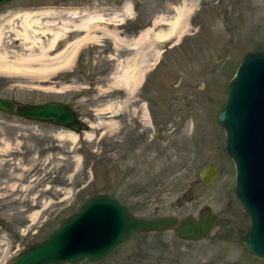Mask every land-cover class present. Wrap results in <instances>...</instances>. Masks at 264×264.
Wrapping results in <instances>:
<instances>
[{"label": "rangeland", "instance_id": "rangeland-1", "mask_svg": "<svg viewBox=\"0 0 264 264\" xmlns=\"http://www.w3.org/2000/svg\"><path fill=\"white\" fill-rule=\"evenodd\" d=\"M183 1L191 5L187 27L176 38L155 41L158 54L146 49L145 70L128 97L111 77L128 56L100 55L96 47L109 45L106 38L100 40L102 44H87L98 55H74L70 67L44 81L0 73V97L22 103L64 101L86 123L74 132L0 111V264H9L87 196L102 191L126 203L135 215L197 217L199 209L207 206L216 219L207 235L196 240L180 239L172 227L134 232L91 264H264V259L244 252L232 239V230L245 227L247 219L233 193V164L221 149L224 133L215 121L224 82L242 54L264 48V0H139L136 11L163 15L164 7ZM105 2L12 0L6 4ZM169 12L173 15L172 9ZM62 15L58 10L52 21ZM111 101L112 115L104 109ZM142 105L151 123L147 111L142 117ZM116 111L136 127L128 132L124 126L110 127L107 122L117 118ZM69 131L74 139L67 137ZM208 162L218 166V174L206 184L198 172ZM61 264L89 263L80 259Z\"/></svg>", "mask_w": 264, "mask_h": 264}, {"label": "water", "instance_id": "water-1", "mask_svg": "<svg viewBox=\"0 0 264 264\" xmlns=\"http://www.w3.org/2000/svg\"><path fill=\"white\" fill-rule=\"evenodd\" d=\"M7 1L0 0V4ZM223 90L215 121L224 133L221 149L234 168L233 193L247 218L244 228L233 229L232 238L244 252L264 259V48L242 54ZM0 111L74 132L86 124L73 107L57 99L22 103L0 97ZM198 174L203 183H211L218 166L208 162ZM215 219L207 206L200 208L197 217L189 213L135 215L116 196L95 192L47 235L21 249L9 264H61L80 259L91 264L106 257L134 232L175 226L180 239L196 240L207 235Z\"/></svg>", "mask_w": 264, "mask_h": 264}, {"label": "bare ground", "instance_id": "bare-ground-1", "mask_svg": "<svg viewBox=\"0 0 264 264\" xmlns=\"http://www.w3.org/2000/svg\"><path fill=\"white\" fill-rule=\"evenodd\" d=\"M45 7L37 6L35 9L19 8L0 18V73L22 75L31 82L33 80H47L57 71L70 67L78 48L85 42L90 43L99 40L97 33L102 31L101 33L104 36L111 38L114 45L122 43L127 47H132L133 53L127 55L128 57L123 60V63L119 64V71L111 76L113 77V84L121 87L126 92V97L134 92L141 80L147 64L146 49L152 50L155 41L160 43L166 39L178 37L187 27L186 18L191 9V5L184 1L179 5H174L171 7L173 15L155 16L149 27L141 29L135 37L126 39L119 37L116 31L107 29L105 27L106 23L100 25L98 22H106L109 19L119 20L121 19L119 15L129 14L131 8L129 2H125L118 13L111 12V16L108 18L96 9H86L78 15L71 9L67 13L69 16L71 14L76 15L74 16L76 21L74 19L73 23H70V17L52 21L53 16L51 15L55 13L56 9ZM43 18L45 20L42 21ZM162 25L165 27L161 28ZM72 26L81 32L71 37L70 40L64 38L68 28ZM60 41H62V45L57 49L55 44ZM153 52L158 54L157 49H153ZM129 99L127 98V100ZM113 108L114 103L110 102L104 109L111 111ZM142 108V117L146 118L145 107ZM107 124L110 127L116 125L112 120ZM67 137L74 139L75 134L69 131ZM33 218L32 215L31 220Z\"/></svg>", "mask_w": 264, "mask_h": 264}, {"label": "flooded vegetation", "instance_id": "flooded-vegetation-1", "mask_svg": "<svg viewBox=\"0 0 264 264\" xmlns=\"http://www.w3.org/2000/svg\"><path fill=\"white\" fill-rule=\"evenodd\" d=\"M12 1V0H10ZM62 2L67 1V0H60ZM108 3H104V4H97V5H81V4H60V5H56V4H47L48 6H46L45 8H53L56 9L57 11L59 10L60 13H62V17L59 18V20L61 19H67L69 14L67 12L71 11H75L76 14H80L83 10H88V9H96L98 11H100L104 17H108L110 15L111 12H116L118 13L120 11V7L125 3V2H129V6L132 8H130V13L127 15H119L121 19L116 20V19H109L108 21L106 20V22H102L100 21L99 24L105 25L106 23V28L116 31V34L119 37H124L126 39H129L133 36H135L142 28L146 27V20H149L150 23L153 19V17H155V15L151 12L146 13V14H138L139 12L136 11L137 7L139 6V0H107ZM9 2V1H7ZM0 4V7H3L0 9V18L3 16H7L8 13H10L11 11H15L16 9L22 8V9H35L36 7L32 6V5H21V6H17V5H7L6 3ZM6 4V5H5ZM14 6V7H13ZM173 4H169V6L164 7V12H161L160 14L166 15V16H170L172 14V12H169V10H171ZM118 9V10H117ZM55 10V12H57ZM65 10V11H64ZM68 10V11H66ZM3 13V14H2ZM120 14V13H119ZM2 15V16H1ZM138 15L143 17V18H138ZM76 16L75 14H71V16H69L71 18V22H74V19L76 21ZM146 19V20H145ZM111 21V22H110ZM113 26H112V25ZM145 25V26H144ZM150 25V24H149ZM81 31L79 29H75V27H69L67 30V33L64 35V38L67 39H71V37H73L74 35L80 33ZM102 32V31H101ZM97 33L99 36V40L94 41V42H85L80 48H78V50L76 51L75 55H98V51H94L92 50L93 47H91V45H87V44H102L104 42L100 41L104 38H106L107 40H109V45H107L106 47H96V49L101 50V52L99 53L100 55H130L131 51H132V47L127 45H123L122 43L120 44H115L112 42L111 38L108 36H104L103 33ZM63 41V40H62ZM62 41L57 42L55 44L56 48L59 49L60 46L62 45ZM54 46V47H55ZM89 46V47H88ZM119 46V47H117ZM115 47V49H114ZM117 47V48H116ZM122 91V90H121ZM112 96H114V93L112 94ZM118 96V95H117ZM15 102H17L16 100H14ZM113 103V101H111ZM126 103V101H125ZM145 102H142V104ZM145 106V110H146V105ZM122 111V109H121ZM147 111V110H146ZM78 112V111H77ZM120 111H116L117 118H110V120L114 121L116 123V125L118 127L120 126H124V131H130L131 128L133 129L135 126L134 123V127H130L127 122H128V117L124 114L119 113ZM110 115L114 114V108L111 110V113H109ZM147 116L149 118V123L152 122L150 115L147 111ZM11 159V156H9ZM236 198V197H235ZM238 201V200H237ZM200 210V209H199ZM199 212V211H198ZM216 217V216H215ZM175 230V227H172Z\"/></svg>", "mask_w": 264, "mask_h": 264}]
</instances>
